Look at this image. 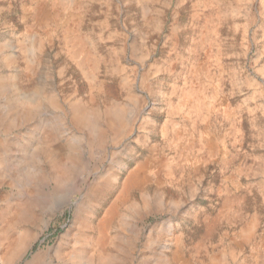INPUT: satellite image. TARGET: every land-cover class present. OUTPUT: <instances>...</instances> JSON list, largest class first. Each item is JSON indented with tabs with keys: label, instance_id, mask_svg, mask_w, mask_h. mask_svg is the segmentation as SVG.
<instances>
[{
	"label": "rangeland",
	"instance_id": "obj_1",
	"mask_svg": "<svg viewBox=\"0 0 264 264\" xmlns=\"http://www.w3.org/2000/svg\"><path fill=\"white\" fill-rule=\"evenodd\" d=\"M215 1L216 12L209 0H0V69L17 72L3 62L11 55L24 88L54 96L62 113L70 100L128 109L120 136L89 142L87 129L63 119L70 140L56 143L82 150L80 191L118 177L90 202L92 225L129 171L148 163V182L123 202L111 228L126 240L105 250L119 264H264V0ZM17 39L26 50L10 46ZM56 111L37 110L11 135L55 121ZM4 172L0 166V209L26 195ZM59 197L35 223L8 218L3 256L14 255L13 240L25 232L28 250L13 264L59 244L65 250L47 261H66L75 211Z\"/></svg>",
	"mask_w": 264,
	"mask_h": 264
},
{
	"label": "bare ground",
	"instance_id": "obj_2",
	"mask_svg": "<svg viewBox=\"0 0 264 264\" xmlns=\"http://www.w3.org/2000/svg\"><path fill=\"white\" fill-rule=\"evenodd\" d=\"M209 3L213 11L216 12L218 5L216 1L209 0ZM11 43L9 42L12 48L27 49L26 46H23V42L18 39ZM12 59L13 57L10 55L4 58L3 62L5 66H10L12 63L10 67L17 71L15 74H8L5 70L0 69V166L5 171V177L8 176L16 184L23 186L26 195H22L20 197L22 199L15 198L7 205V208L0 209V222L2 223L0 240L6 232L5 226L12 219L35 223L40 219L46 206L55 198L66 197L62 201L75 211L74 218L70 222L74 228L65 233L64 238L68 240L66 251H69L65 263L61 264H119L117 257L114 255L106 256L105 250L107 244L114 242L115 238L121 239V241L126 240L119 237V234L112 235L111 228L120 216L123 202L130 198L137 188L148 182V163L140 161L135 168L129 171L119 186L120 191L115 201L110 207L107 206L109 209L104 211L105 214L102 218L92 225L90 216L93 215V210L90 202L102 190L112 189L118 177L116 174H108L105 178L89 183L86 192L80 191L75 186V181L82 175L80 174L82 170L80 169L79 157L83 152L75 146L71 151L69 148L66 151L64 147V149L58 148L56 143L62 140L66 147L70 140L66 131L63 130V125H65L63 119L72 121L79 128L87 129L86 138L89 142L102 143L110 132L114 136H120L130 125L126 118L128 109L124 106H116V108L107 111H99L91 108L89 103L70 100L68 101V109L62 113L61 105L54 96L40 97L36 90L24 88V85L19 82L23 69H19L17 63L9 61ZM29 68L32 67L29 66ZM28 72L30 71L28 70ZM258 72L264 76V66H260ZM157 95L164 101H171V98L162 94L160 90L157 91ZM8 96H11L12 102L4 101V98L7 99ZM140 105L141 102L138 101V106ZM51 107L56 110L59 109L62 113L59 114L60 111L55 112L57 114L55 121L52 118L47 125L27 127L24 135H11L19 124L33 120L37 110ZM134 111L136 113L138 109H134L130 113ZM91 174L95 175V179L100 177L98 170H94ZM89 175L87 174L86 177L82 178V183L89 179ZM49 183H55V186L42 194L41 188L44 185L48 186ZM60 187L63 189H59ZM76 193H80V197H77L76 201H71V197ZM42 195L45 196L46 201L41 200ZM8 218H12L10 222ZM71 235L74 236V240H71ZM28 240L27 233L19 234L13 240V243L17 244L14 255L12 251V256L6 258L3 256L5 253L0 251V264H13L12 260L18 257L17 254L22 257L24 252L26 253L28 250ZM152 244L153 241L150 246ZM115 245L118 246V243L115 242ZM8 246L4 250L8 249ZM121 247L124 246L121 245ZM64 250L61 244L52 245L46 251L34 255L27 264H51L52 262L49 263L47 258L51 257L54 252L61 253ZM156 255L158 254L154 252L151 257Z\"/></svg>",
	"mask_w": 264,
	"mask_h": 264
}]
</instances>
